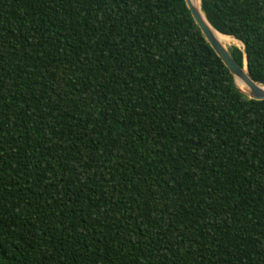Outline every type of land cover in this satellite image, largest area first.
Returning a JSON list of instances; mask_svg holds the SVG:
<instances>
[{"label": "trees", "instance_id": "trees-1", "mask_svg": "<svg viewBox=\"0 0 264 264\" xmlns=\"http://www.w3.org/2000/svg\"><path fill=\"white\" fill-rule=\"evenodd\" d=\"M199 8L264 87V0ZM0 264H264V100L184 0H0Z\"/></svg>", "mask_w": 264, "mask_h": 264}, {"label": "water", "instance_id": "water-1", "mask_svg": "<svg viewBox=\"0 0 264 264\" xmlns=\"http://www.w3.org/2000/svg\"><path fill=\"white\" fill-rule=\"evenodd\" d=\"M184 3L186 5V8L188 9L194 23L199 28L203 38L205 41L209 44L211 49L214 51V53L219 57V59L222 61L223 65L227 68L229 74L232 77V81L236 89L243 94L247 99L254 100V101H262L264 100V89L260 87V84L254 83L246 72V60L244 58L245 62V73L242 70V67L239 66L234 59L231 57L230 53L228 51H225L222 47L216 44L214 41L210 28L219 34L206 20H204L200 17L199 12L191 5L189 0H184ZM209 26V27H208ZM221 35V34H219ZM235 40V39H234ZM241 44V43H240ZM242 45V44H241ZM243 47V45H242ZM244 50V48H243ZM244 57H245V51H244ZM236 82L243 85L246 89L245 92H242L237 86Z\"/></svg>", "mask_w": 264, "mask_h": 264}, {"label": "bare ground", "instance_id": "bare-ground-1", "mask_svg": "<svg viewBox=\"0 0 264 264\" xmlns=\"http://www.w3.org/2000/svg\"><path fill=\"white\" fill-rule=\"evenodd\" d=\"M189 1H190L191 5L199 12L200 17L204 20V22H206V20L203 16L204 14H202V12L200 11V8H199V0H189ZM210 32H211V35H212L214 41L216 42V44L219 45L220 47H222L225 51H227L226 49L228 46H230L231 43L237 42L236 40H234L228 36H223V35L217 34L211 28H210ZM242 70L245 73V62L244 61L242 62ZM236 86L242 92L246 91L245 87L243 85H241L240 83L236 82ZM261 88L264 89V87H261Z\"/></svg>", "mask_w": 264, "mask_h": 264}, {"label": "rangeland", "instance_id": "rangeland-1", "mask_svg": "<svg viewBox=\"0 0 264 264\" xmlns=\"http://www.w3.org/2000/svg\"><path fill=\"white\" fill-rule=\"evenodd\" d=\"M230 46H232V47L234 46V47H238V48L242 47V45L239 42H233V43L230 44ZM230 46H228V47H230Z\"/></svg>", "mask_w": 264, "mask_h": 264}]
</instances>
